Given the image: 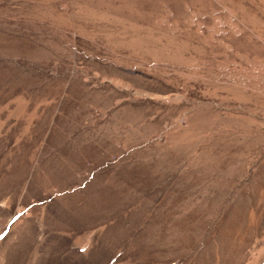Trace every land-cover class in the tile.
<instances>
[{
	"label": "rangeland",
	"instance_id": "rangeland-1",
	"mask_svg": "<svg viewBox=\"0 0 264 264\" xmlns=\"http://www.w3.org/2000/svg\"><path fill=\"white\" fill-rule=\"evenodd\" d=\"M0 264H264V0H0Z\"/></svg>",
	"mask_w": 264,
	"mask_h": 264
}]
</instances>
